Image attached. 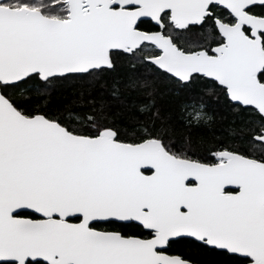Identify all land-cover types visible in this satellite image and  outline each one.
I'll return each mask as SVG.
<instances>
[{
    "label": "snow or ice",
    "instance_id": "obj_1",
    "mask_svg": "<svg viewBox=\"0 0 264 264\" xmlns=\"http://www.w3.org/2000/svg\"><path fill=\"white\" fill-rule=\"evenodd\" d=\"M0 264H264V0H0Z\"/></svg>",
    "mask_w": 264,
    "mask_h": 264
}]
</instances>
